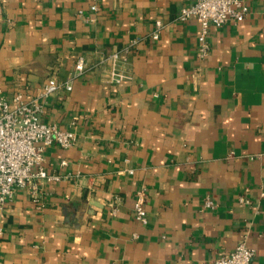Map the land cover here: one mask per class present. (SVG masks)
Listing matches in <instances>:
<instances>
[{
    "label": "crops",
    "instance_id": "1",
    "mask_svg": "<svg viewBox=\"0 0 264 264\" xmlns=\"http://www.w3.org/2000/svg\"><path fill=\"white\" fill-rule=\"evenodd\" d=\"M0 2V97L31 100L87 62L45 98L41 120L68 129L76 117V140L45 148L59 178L42 184L41 207L26 187L0 207V264H211L242 239L264 264V0L211 26L201 63L199 23L178 18L186 0ZM112 53L119 82L104 80Z\"/></svg>",
    "mask_w": 264,
    "mask_h": 264
},
{
    "label": "built area",
    "instance_id": "2",
    "mask_svg": "<svg viewBox=\"0 0 264 264\" xmlns=\"http://www.w3.org/2000/svg\"><path fill=\"white\" fill-rule=\"evenodd\" d=\"M95 1V0H94ZM92 10H97L94 2ZM249 10V0H186L178 13L182 21L195 19L199 23L197 35L196 59L200 63L208 56L210 44L208 36L211 26H222L227 22L235 24L242 22ZM2 4L0 2V14ZM78 15L85 22L93 19L84 16L82 11ZM156 30L152 33L153 39H158L162 21H155ZM136 40H131L135 44ZM103 61L108 65L106 82H119L123 75L119 72V55L112 53ZM201 66L193 69V78L201 72ZM87 70L84 55L76 58L74 67L62 80L52 76L37 89L31 100H26L22 93H16L10 100L0 97V207L13 199L16 189L26 187L32 201L39 207L43 205L42 184L45 181L58 179L59 176L48 175L44 169V150L51 145L67 148L74 144L76 135L74 125L77 118L73 117L68 129H61L55 124L41 120L45 98L59 89L70 91L76 78L81 77ZM67 162L61 161L62 165ZM131 173L132 170L129 169ZM264 196V192L260 193ZM240 201H246L240 199ZM146 190L142 188L136 192L133 204V215L140 223L147 222L145 208ZM204 208H214L215 202L206 197L203 200ZM255 249L242 239L227 255L214 258L211 264H251Z\"/></svg>",
    "mask_w": 264,
    "mask_h": 264
}]
</instances>
